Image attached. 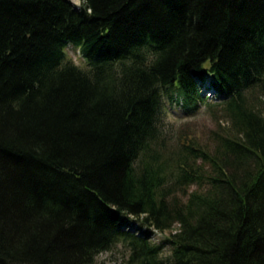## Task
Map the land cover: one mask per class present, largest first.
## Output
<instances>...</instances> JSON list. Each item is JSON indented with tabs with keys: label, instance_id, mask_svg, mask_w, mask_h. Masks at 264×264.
Wrapping results in <instances>:
<instances>
[{
	"label": "trees",
	"instance_id": "obj_1",
	"mask_svg": "<svg viewBox=\"0 0 264 264\" xmlns=\"http://www.w3.org/2000/svg\"><path fill=\"white\" fill-rule=\"evenodd\" d=\"M252 91L264 108V0H0V264H95L119 242L127 264H264ZM164 94L229 128L172 147Z\"/></svg>",
	"mask_w": 264,
	"mask_h": 264
},
{
	"label": "rangeland",
	"instance_id": "obj_2",
	"mask_svg": "<svg viewBox=\"0 0 264 264\" xmlns=\"http://www.w3.org/2000/svg\"><path fill=\"white\" fill-rule=\"evenodd\" d=\"M73 3L80 4L81 0H71ZM65 53L76 65L85 69L87 68L86 61L80 55L77 48L72 45H67ZM163 110H164V130H166L165 137L168 139L166 142L172 147L177 143V137L180 135V140H187L195 138L198 143L206 142L209 146H213L215 141L213 140V130L220 132L226 131L229 128V119L222 115V110L219 106H213L210 108L201 105L196 112L187 114L182 108L179 100L176 98L169 99L167 95L163 96ZM213 102V101H212ZM249 102L260 113L264 114V108L260 103V96L252 91L249 94ZM195 186H188L181 188L176 194L183 197L186 190L190 191ZM178 228L177 224L172 227V232H175ZM154 231L152 242L159 243L168 234V231L159 232ZM168 248L163 249L164 255L168 254ZM128 250L121 244H116L109 250L103 251L96 256L95 264H127Z\"/></svg>",
	"mask_w": 264,
	"mask_h": 264
},
{
	"label": "bare ground",
	"instance_id": "obj_3",
	"mask_svg": "<svg viewBox=\"0 0 264 264\" xmlns=\"http://www.w3.org/2000/svg\"><path fill=\"white\" fill-rule=\"evenodd\" d=\"M92 212V211H91ZM91 212H89V213H87V214H85V216L87 217V219L89 220L94 214H91ZM103 217V216H102ZM108 219V218H107ZM107 219H101L102 221H103V223H104V221H108ZM114 221V220H113ZM114 223V222H113ZM115 224V223H114ZM116 230H118V231H121L119 228H117V226H114L113 227V234H114V232L116 231ZM106 235H109V233H106ZM116 244H121L120 242L119 243H116Z\"/></svg>",
	"mask_w": 264,
	"mask_h": 264
}]
</instances>
